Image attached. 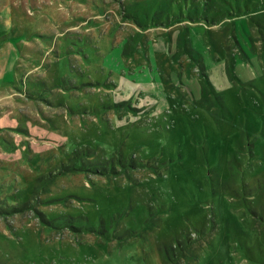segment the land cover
<instances>
[{
  "label": "rangeland",
  "instance_id": "374dc122",
  "mask_svg": "<svg viewBox=\"0 0 264 264\" xmlns=\"http://www.w3.org/2000/svg\"><path fill=\"white\" fill-rule=\"evenodd\" d=\"M146 1L0 0V264H264V0Z\"/></svg>",
  "mask_w": 264,
  "mask_h": 264
},
{
  "label": "trees",
  "instance_id": "16d2710c",
  "mask_svg": "<svg viewBox=\"0 0 264 264\" xmlns=\"http://www.w3.org/2000/svg\"><path fill=\"white\" fill-rule=\"evenodd\" d=\"M91 2L90 3H92V4H94L93 6L94 7H97L98 9H100V10H102V9H104V13H106L109 9H107V8H110V7H112L113 6V4H112V1H114V0H112V1H108V0H100V1H97V0H90ZM128 1V5H127V8H126V6H125V9H126V11H125V14H126V18H128L129 19V21L130 22H132V24H137L138 25V27L142 30V31H147L149 28H151L152 26H151V23L150 22H146V23H143V19L144 18H147V19H149L150 18V13L149 12H151V10H150V7L152 8L153 6H154V1H152V2H148V1H146V3H144V8L143 9H135V2H136V0H127ZM150 4V5H149ZM155 7L157 8V9H159V8H164V4L160 1V0H157L156 2H155ZM105 5H106V7H105ZM150 7H149V6ZM122 6V5H121ZM99 10V11H100ZM128 10V11H127ZM183 15V14H182ZM171 21V20H170ZM170 21H168V22H170ZM155 21H153L152 22V24L154 23ZM164 21H157L156 23H163ZM167 23V22H166ZM165 24V23H164ZM168 24V23H167ZM158 25V24H157ZM111 84H113V86L114 87H118V88H120V84H118V83H115V82H110ZM55 84V86H60V83H54ZM27 91L28 92H30V94H31V96H35V94H37L38 93V91L35 89L34 91H32L30 88H28L27 89ZM116 94V93H115ZM117 97H119V96H117L116 95V98ZM116 104H118V105H120V101H117L116 100ZM21 132L22 131H26V132H29L27 129H24V128H22L21 130H20ZM19 135V134H18ZM20 136V135H19ZM18 146V145H17ZM28 206L30 205V204H27ZM15 209H17V208H15ZM17 210H20V209H17ZM14 211V210H13Z\"/></svg>",
  "mask_w": 264,
  "mask_h": 264
}]
</instances>
